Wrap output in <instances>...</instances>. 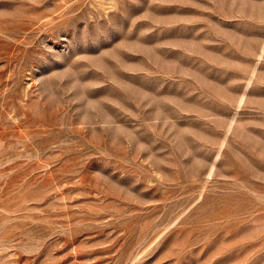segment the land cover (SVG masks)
<instances>
[{
  "label": "rangeland",
  "instance_id": "obj_1",
  "mask_svg": "<svg viewBox=\"0 0 264 264\" xmlns=\"http://www.w3.org/2000/svg\"><path fill=\"white\" fill-rule=\"evenodd\" d=\"M0 264H264V0H0Z\"/></svg>",
  "mask_w": 264,
  "mask_h": 264
}]
</instances>
